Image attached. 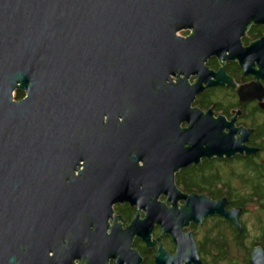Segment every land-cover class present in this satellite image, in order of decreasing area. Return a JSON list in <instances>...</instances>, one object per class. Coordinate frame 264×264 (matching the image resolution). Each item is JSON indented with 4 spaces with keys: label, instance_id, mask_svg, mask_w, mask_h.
<instances>
[{
    "label": "water",
    "instance_id": "95a60500",
    "mask_svg": "<svg viewBox=\"0 0 264 264\" xmlns=\"http://www.w3.org/2000/svg\"><path fill=\"white\" fill-rule=\"evenodd\" d=\"M251 23L264 25V0H0V264H139L135 235L158 247L156 264H201L183 233L189 222L219 215L241 232L239 209L180 195L173 172L199 157L259 150L241 146L251 131L233 128L239 111L227 125L190 109L195 94L218 85L241 102L264 99V36L247 48L240 41ZM213 56L215 74L204 66ZM224 60L256 82L233 83ZM191 75L199 77L192 87ZM15 88L27 96L13 101ZM124 201L138 209L122 230L111 205ZM153 224L163 229L155 242ZM164 234L174 256L163 251ZM249 264H264L260 246Z\"/></svg>",
    "mask_w": 264,
    "mask_h": 264
},
{
    "label": "flooded vegetation",
    "instance_id": "af4514ba",
    "mask_svg": "<svg viewBox=\"0 0 264 264\" xmlns=\"http://www.w3.org/2000/svg\"><path fill=\"white\" fill-rule=\"evenodd\" d=\"M192 32L193 29L189 28L177 32L176 35L186 38L191 35ZM263 36L264 25L251 23V26L248 28V30L244 31V36H241L240 38L241 45L243 48H247L250 46V44L260 40ZM204 66L209 72L214 74L218 73V70L221 69L220 60L215 56L208 58L207 63L205 62ZM254 69L255 72L258 71L256 61H254ZM223 73L225 77L231 79L233 83L237 84L238 86L256 82V79H253L252 76L245 75V71L242 69V66L235 60H224ZM170 78L173 80L174 85L178 83V77L170 75ZM180 78L183 79L184 75L180 74ZM213 79L214 78L212 77V80ZM198 80L199 77L197 75H191L188 79L190 87L196 84ZM166 83L169 85L170 81L166 80ZM259 84L264 90V82L259 81ZM19 85L20 84L18 83V86ZM203 87L208 88L204 82ZM26 96L27 92L24 89L15 88L12 93V100L21 101ZM190 109L198 110L199 112L203 113V115L211 112L214 120L221 118L225 120V124L227 125L231 123V120L236 115L234 112L239 111V116H236L235 120L232 122L233 128H240L242 130L249 129L251 131L247 135V139L241 143V146H244L247 149H259L251 155H241L240 153H235L230 157H213L212 159L199 157V165H197L195 162H192L189 166L178 168L177 171L173 172V186L180 195H203L214 201L224 199L226 200L224 207L226 211L234 209L240 210L238 222L242 228L241 232H237L233 224L219 215H213L205 218L202 224L189 222L188 226L183 227V233H190L195 244L197 245L201 264H213L216 259H218L217 254L216 256L213 254H209V256L203 255L200 249V243L201 246L205 245L206 243H212V245L224 244L229 246V248H234V246H239L236 235L243 234V243L245 245H249L250 243L244 242V239H247L248 237L247 224L251 219L247 218L246 216L250 213L253 214L252 218L255 222L252 223V226L255 224L260 231L261 228H264L263 206L262 204L257 203L258 201H256L258 194L262 193L264 196V99L259 100V98H255L251 101L241 102L239 92L236 89H232L228 86L218 85L211 86L208 89H204L202 92L195 94L194 99L190 104ZM121 121L122 119L118 117V122L121 123ZM188 127L189 124L186 121L181 122L179 125V128L182 130L187 129ZM228 132L229 129L227 128L223 130V133ZM234 137L235 140L238 139L237 134H235ZM183 147L188 148L189 146L185 144ZM208 165L213 166V170L211 171L217 175L218 181L215 185L208 186L207 184H201L204 179L199 178L190 183V188L184 187L183 181H185V183H189L191 176L200 177L201 174H203V177L207 176L209 171ZM144 166L145 165L142 161L138 162L137 167L142 168ZM80 167H83V163H80ZM76 171L79 172V169L77 168ZM74 176H78V174L74 173ZM259 181H262V184L259 185L260 187L258 191V189H255L251 182L259 183ZM224 185H227L229 189H227ZM209 191L211 194H209ZM240 196H246L253 199H249L248 201L244 202L243 206H240L237 205L236 201L234 200ZM167 199V194H160L158 195L157 201L165 202ZM183 204L184 201H176V205L182 206ZM164 205L167 208L172 207L170 201L165 202ZM137 209V205L131 206V204L126 201L123 203L117 202L116 204L111 205V210L113 212L112 217H121L124 221H117L122 230H125L127 226H130L134 222ZM140 219L142 221L146 219V212L143 210L140 211ZM107 225L111 229L114 225V221L109 219L107 221ZM162 234V226L159 224H153V229L151 230L150 234L151 242L157 241ZM259 234L260 237L261 232H259ZM106 235L107 237H110V230L106 231ZM258 239L261 238H257V241ZM257 241L253 240L251 244H255ZM162 245L164 252L170 256L175 255L177 246L173 242L170 234L163 235ZM158 246H161V242L159 241ZM233 248L231 252L233 251ZM130 250H136L138 255L143 259L139 264H156L155 256L158 252V247L156 245L152 248H148L146 243L139 236L135 235L133 240L130 242ZM49 256L51 257L52 253H49ZM80 263V260H74V264ZM84 263H86V258ZM227 263L233 264L230 262V260L227 262L222 261V264ZM108 264H115L113 258L108 260Z\"/></svg>",
    "mask_w": 264,
    "mask_h": 264
},
{
    "label": "trees",
    "instance_id": "16d2710c",
    "mask_svg": "<svg viewBox=\"0 0 264 264\" xmlns=\"http://www.w3.org/2000/svg\"><path fill=\"white\" fill-rule=\"evenodd\" d=\"M208 165V175L203 177V174L200 175V177H197V176H191L190 177V182L189 183H185V181H183V185L184 187L186 188H190V183L191 182H194L195 180L201 178V179H204L202 181L201 184H207L208 186H213L216 184V182L218 181L217 180V175L211 170H213V166H210ZM216 168V167H215ZM214 168V169H215ZM211 171V172H210ZM186 175V173H185ZM199 176V175H198ZM251 184L255 187V189H258L259 191V185L262 184V181H259L258 182H251ZM227 189H229V187L227 185H224ZM263 192V191H261ZM209 194L210 191H209ZM258 194V193H257ZM257 200L258 201L257 203H260L262 204L263 206V211H264V196L263 194H258L257 195ZM249 199H253V198H248L246 196H240L238 198H235L234 200L236 201L237 205H240V206H243L244 202L248 201ZM264 228H261V240H264L263 237H264V231H263ZM237 237V241L239 243V246H234L233 247H230L229 246H226L224 244H221V245H218V244H215V245H212V243H206L204 242L205 245H202L201 246V243H200V249H201V252L203 253V255H206V256H209V254H213L216 256H218V259H216V261L213 263V264H222V261L224 262H227L228 260H230L231 263L233 264H237L238 262V257H239V254L244 252L245 253V258H244V262L242 264H249V259H250V253L253 249V247H256V246H260L263 250H264V244L259 242L260 239H258V241L254 244H250V245H245L243 243V234H240V235H236ZM242 243V244H241ZM233 248V251L231 252ZM228 264V263H227Z\"/></svg>",
    "mask_w": 264,
    "mask_h": 264
},
{
    "label": "rangeland",
    "instance_id": "374dc122",
    "mask_svg": "<svg viewBox=\"0 0 264 264\" xmlns=\"http://www.w3.org/2000/svg\"><path fill=\"white\" fill-rule=\"evenodd\" d=\"M252 211V210H251ZM250 211V212H251ZM252 216H253V214L252 213H250V214H247V218H249V219H251L249 222H248V224H247V230H248V237H247V239H244V242H249L250 244H251V242L254 240V241H257V238H260L259 237V232H260V230H258V227L254 224V226H252V223H255L254 222V220H253V218H252ZM263 219H264V217H263ZM262 241V242H261ZM259 242H261V243H263L264 244V240H261L260 239V241ZM249 244V245H250ZM264 247V246H263ZM244 258H245V253L244 252H242V253H240L239 254V257H238V262H237V264H242L243 262H244Z\"/></svg>",
    "mask_w": 264,
    "mask_h": 264
}]
</instances>
